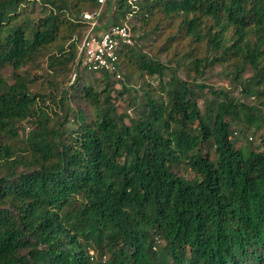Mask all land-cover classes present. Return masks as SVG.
<instances>
[{"label":"trees","instance_id":"16d2710c","mask_svg":"<svg viewBox=\"0 0 264 264\" xmlns=\"http://www.w3.org/2000/svg\"><path fill=\"white\" fill-rule=\"evenodd\" d=\"M98 10L119 80L78 66ZM0 264H264V0H0Z\"/></svg>","mask_w":264,"mask_h":264},{"label":"built area","instance_id":"2783aa9c","mask_svg":"<svg viewBox=\"0 0 264 264\" xmlns=\"http://www.w3.org/2000/svg\"><path fill=\"white\" fill-rule=\"evenodd\" d=\"M104 1L99 0L101 4ZM99 16L100 10L87 12L83 15V19L91 25V28L79 45L78 66L81 70L95 73L104 72L115 79H122L120 53L124 46L133 45V35L127 25H118L96 34L94 28L98 23Z\"/></svg>","mask_w":264,"mask_h":264},{"label":"rangeland","instance_id":"374dc122","mask_svg":"<svg viewBox=\"0 0 264 264\" xmlns=\"http://www.w3.org/2000/svg\"><path fill=\"white\" fill-rule=\"evenodd\" d=\"M49 9L43 5H41L39 2H31L29 3L27 6H24L21 8L20 13L9 23L7 24L5 27L2 28L1 30V34L3 37H6L7 35L11 34L16 27L21 24V23H33L35 21H37L39 18L45 16L46 14H48ZM138 22L134 19V18H130L129 19V23L128 26L131 30V28L134 27V25H138ZM133 37H135V40L138 39L139 37V33L138 32H131ZM146 51H149V49H145ZM221 68L220 67H215L212 70L209 71V74L207 76L206 79L203 80V83L207 84V85H213V86H225L227 88H229L230 83H229V78L227 77V75L225 74H221ZM250 73V72H249ZM63 79V78H62ZM136 79V78H134ZM74 80V78L72 77V80L70 81L69 79L64 78L63 84L62 86H65V84L67 83H72ZM146 81L152 83L153 85H157L159 82V78L158 77H147ZM142 83V80L140 79H136L135 82V86L136 87H140ZM118 89H121L120 86ZM114 95H116V93H114ZM135 95L134 91H131L127 94H125V97L118 102V108L120 110V112L123 111H128L132 116L134 115V111L132 107L128 106V102L130 100V98L132 96ZM202 104V102H201ZM250 142H253L255 144L259 143V138H256L254 136H250L249 138Z\"/></svg>","mask_w":264,"mask_h":264}]
</instances>
